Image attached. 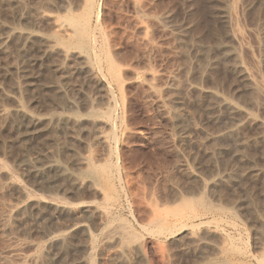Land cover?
Instances as JSON below:
<instances>
[{
	"label": "rangeland",
	"instance_id": "obj_1",
	"mask_svg": "<svg viewBox=\"0 0 264 264\" xmlns=\"http://www.w3.org/2000/svg\"><path fill=\"white\" fill-rule=\"evenodd\" d=\"M243 1L0 0V23L33 29L85 56L92 71L83 74L87 78H71L78 87L76 94L68 93L75 106L63 112L101 123L98 134L91 128L74 133L73 141L69 134L55 137L72 150L58 151V160L72 155L87 159L71 168L84 183L73 188L61 181L62 189L56 191L45 178L28 176L17 167L23 154L45 149L49 140L16 144L12 129L0 120V220L17 200L51 203L50 192L65 208L54 219L37 222L26 209L27 221L15 219L9 225L15 240L7 239L8 229L0 230V264H55L47 263L54 250L45 248L52 236L62 248H70L67 260L81 258L85 264H109L121 249L128 251L129 264H264V68L258 38L264 30V6L246 9ZM224 2L231 9L226 25L213 13ZM39 10L54 20H38ZM18 12L32 21L19 19ZM59 22L72 33L58 34ZM184 24L190 26L187 42L176 40V30ZM220 41L233 44L258 89L235 95L238 82L220 64L199 83L246 110L255 123L241 125L233 136L206 141L207 134L229 123L220 119L221 110L208 111L209 99L185 88L197 73L188 46H206L215 57ZM15 46L12 40L0 55L1 70L21 59ZM51 75L41 80L52 81ZM0 86L8 88L10 80L0 79ZM39 95V105H28L27 94L21 101L33 112L49 108L60 113L51 107L63 98ZM0 105L9 108L10 103L0 98ZM253 136L260 140L237 147L238 138ZM9 181L20 190L7 187ZM81 206L93 213L85 215ZM97 211L103 213L101 219ZM190 237L201 243H190Z\"/></svg>",
	"mask_w": 264,
	"mask_h": 264
},
{
	"label": "bare ground",
	"instance_id": "obj_2",
	"mask_svg": "<svg viewBox=\"0 0 264 264\" xmlns=\"http://www.w3.org/2000/svg\"><path fill=\"white\" fill-rule=\"evenodd\" d=\"M243 2L246 9L264 6L263 0H244ZM39 11L40 12L37 11L36 13L37 19L54 20L53 15L42 12L41 10ZM213 13L218 17L221 24L226 25L228 19L231 16V9L228 7L226 2H224L222 5L219 3V6L214 10ZM28 14L30 16V13ZM17 16L19 19H28L27 14L20 13ZM34 17H36V15H34ZM31 19L30 21H32ZM37 23L38 21L36 24ZM189 27V24H184L179 28L177 27L176 40L181 42L184 40L187 42L186 39L188 40L187 32L189 31ZM0 28V55L5 52L7 45L13 40L16 43L17 49L20 52L19 56L21 58L20 60H13L9 63L7 61L8 64H5L2 70L0 69V79L10 80V86L8 88L0 86V98L10 103L9 108L0 105V120L7 123L6 125L12 129V142L16 144H32L35 141L49 140V146H47L45 149L32 151L30 154H23L22 158L17 163V167L24 170L28 176L40 179L45 178L46 184L48 186H54L56 191L62 189V187L59 185V182L66 180L73 188L80 187L84 182L71 170V168L84 165L87 159L82 156L72 155V157H68L65 161L58 160L56 158L58 151L64 153V151L71 152L72 150L70 149L69 144L61 143L59 140H56L55 137H60L61 135L66 136L69 134L71 141H73L76 139L74 133L77 134L78 132H88L91 130V128L95 129L97 134L99 133L98 130L101 126L100 122L91 121L86 117L74 118L63 112V110L73 109L75 106V101L73 98L68 97L69 92H75V94L78 92L76 89V84L74 85L75 88L72 86L70 81L71 78L78 74H82V76L83 74H87L88 76L89 72L92 71L86 62L85 56H83L81 52L71 51L63 48V46L59 44L60 41H57V39L46 37L33 29L19 30L15 26L4 23H0ZM56 29L60 35L72 33L71 29L60 22L56 24ZM258 35L259 46L261 49L260 64L264 68V30H262ZM189 43L186 44L189 45V51L195 56L197 61V63L193 65V69L197 73L194 77V80L187 81L185 83V88L199 96L209 99L207 104L208 111L215 112L221 110L222 114L220 119H223L229 123L228 126H225L220 131H217L214 134H207L206 141L212 140L214 137L218 136H233L236 133L235 129L241 125H250L255 123V120L246 110L232 102L224 95L218 93L214 88L201 86L199 83L208 77L209 72L213 70L216 65L220 64L223 65L226 70L231 72L238 82V85H236L234 89L235 95L238 96L241 93H249L258 89L254 78L242 66L233 44L230 41H220L216 45V56L212 57L207 53L206 46H200L195 42ZM10 58L12 57H9V60ZM44 74H52L51 76H53L54 79L51 81L47 78V80L45 79V81H42L41 79L43 78ZM168 79L171 83V86H175L176 79L173 76L169 77ZM40 92H49L52 96L54 94L56 97L63 98L61 102H57L51 107L54 111L57 110L60 113H50L49 108L45 109V112L43 113L35 111L33 112L25 107L21 101V95H29L26 103L28 105L35 106L36 104L39 105L41 103H39L41 99L39 97ZM80 92H82V90ZM36 95H39L38 97L40 99ZM48 101H50V99H48ZM174 117L178 123H181L182 116L180 114H176ZM219 117L220 116H211L210 119L217 120ZM259 140L260 139L258 136L240 137L237 140V147L242 148L247 143H254ZM207 154H210V152H207ZM49 173H52L53 176L47 177ZM189 175L192 176L193 173L189 172ZM216 181H220V179ZM12 183L9 181V186L7 185V187L20 190L19 185L17 186ZM48 198L52 200V202L49 204H44L45 201L44 203H41L42 201L29 202L23 199L20 201L17 200L16 203L10 207L11 210L9 209L10 211H7L8 214L6 213V215L2 216L0 220V230L5 231V229H8V232L5 231L9 233V235H7L10 237L7 238L8 240L12 241L16 238L14 237V234L9 231V228L11 227L9 225L12 223V221L15 219H19L20 221L22 220L23 222L27 221V217H24L26 209H29V211L35 214V218L33 216L32 217L36 220V222L45 219H54L56 216H59L65 212L64 206L61 205V202L58 198H56V194L54 192H50ZM80 211L85 215L93 213L91 208L88 206H81ZM96 216L101 219L103 213L98 212ZM77 224L78 222L73 223L70 227L76 228ZM44 237H48V234ZM85 238L89 240V238ZM104 239V244L107 245L110 242V236L106 235ZM59 241L53 236L48 238L45 248L53 249L54 251L52 252L54 253L47 260V263L85 264L81 258V260H67L65 254L70 250V248H62ZM189 241L190 243H194L197 241V239L190 237ZM198 241L201 243V240L198 239ZM10 246V253H16L17 249L14 250L15 248L12 245ZM62 246L65 247V245ZM112 255L113 259L109 264H129L127 260L128 251L126 249L117 250ZM18 256L13 255V257H15V259L18 261H23Z\"/></svg>",
	"mask_w": 264,
	"mask_h": 264
}]
</instances>
